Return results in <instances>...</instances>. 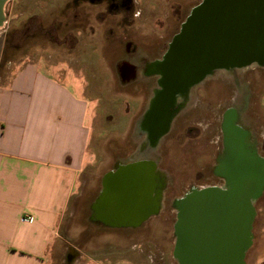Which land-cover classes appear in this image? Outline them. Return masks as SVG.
<instances>
[{"label":"rangeland","instance_id":"obj_1","mask_svg":"<svg viewBox=\"0 0 264 264\" xmlns=\"http://www.w3.org/2000/svg\"><path fill=\"white\" fill-rule=\"evenodd\" d=\"M200 1L131 0L129 8L118 12L112 11L106 1L11 0L7 5L6 20L0 28V83L21 63L33 60L47 73L62 79L87 103L89 161L81 171L78 182L81 193L71 203L67 229L63 232L74 246L70 251L77 258H81L82 252L112 260L111 264H177L172 255L173 201L191 182L202 185L209 182L206 177L211 171L207 166L213 157L204 136L189 153L172 138L157 146L158 162L165 169L164 184L159 189L163 213L146 221L143 228L116 229L104 225L91 217L90 202L98 193L104 174L105 180L113 181L114 193L121 188L122 166L114 172L107 171L131 155L136 158V151H140L144 135L139 133L137 121L151 96L150 91L156 87V77L146 75L144 65L161 55L179 30L180 22ZM123 61L136 65L135 76L130 80L123 78L119 71ZM239 74L215 73L196 89L197 102L202 101L203 107L208 102L213 107L212 139L218 144L229 88L236 92L235 85L240 84L245 95L248 88L243 79L251 80L249 88L255 91L264 85L260 72L248 71L244 78ZM240 101L243 102L240 99L236 105L239 114ZM259 111L260 118L264 119V109ZM197 116L206 120L207 115L198 110ZM262 144L264 141H257L258 146ZM233 148L231 143L230 153ZM257 152L264 157V151ZM199 172L202 178L196 180ZM153 174L152 167L151 181ZM254 209L252 244L245 253V264H260L264 259L261 253L264 251V192ZM94 217L98 218L97 214Z\"/></svg>","mask_w":264,"mask_h":264},{"label":"crops","instance_id":"obj_2","mask_svg":"<svg viewBox=\"0 0 264 264\" xmlns=\"http://www.w3.org/2000/svg\"><path fill=\"white\" fill-rule=\"evenodd\" d=\"M10 1L0 0V28ZM86 113V101L37 61L0 83V264L113 262L82 252L77 258L63 233L89 161Z\"/></svg>","mask_w":264,"mask_h":264},{"label":"water","instance_id":"obj_3","mask_svg":"<svg viewBox=\"0 0 264 264\" xmlns=\"http://www.w3.org/2000/svg\"><path fill=\"white\" fill-rule=\"evenodd\" d=\"M251 63H264V0H201L173 37L161 66L169 87L176 88L212 69ZM226 161L230 188L192 190L179 204L172 254L179 264H244L255 217L251 188L259 193L264 187V158L233 151ZM123 166L119 191L105 180L93 205L99 218H137L147 204L153 164Z\"/></svg>","mask_w":264,"mask_h":264},{"label":"flooded vegetation","instance_id":"obj_4","mask_svg":"<svg viewBox=\"0 0 264 264\" xmlns=\"http://www.w3.org/2000/svg\"><path fill=\"white\" fill-rule=\"evenodd\" d=\"M90 1L95 3L106 1L108 2L111 10L114 12L129 8L131 4V0ZM196 5L191 7L188 14ZM183 21L180 22L179 30ZM179 30L172 35L166 49H164L161 55L144 65V73L148 76L156 77V87L150 91L151 96L145 104L144 110L140 114V118L137 121L138 131L144 135L143 141L139 147L140 151H136V158H132L131 155L124 162H116L114 166L109 171H107L111 173L114 172L118 167L126 164L137 161H149L153 164L154 169V174L152 175L153 194H150L147 204L140 210L139 216L137 218H135L136 216L132 218L128 216L126 219H120L119 217H105L102 219L99 218V216L97 218V221L101 222L102 224L109 225L116 229L138 230L143 228L146 221L149 219L156 216L160 217L163 211L162 206L160 207L159 203L160 201L162 203L163 197H160L159 189L164 184V176L162 173L165 172V169L158 162L159 157L157 156L156 151L157 146L159 145L160 147L165 142V140L172 138L176 144L183 147L185 153H189L192 151L191 147L194 144H197L198 140L204 139V136L206 146L209 148V152L213 157L211 163H209V166H207L208 170L211 171V174L206 177L209 182H206L205 185L203 183L202 185L196 184V182L193 181L184 187V189L187 187L188 189L183 192L182 195L174 199L172 224L173 248L177 239L175 224L178 220L179 204L181 203V200L185 194L191 192L192 190H199L208 187H216L221 189L230 188L231 184L229 180V170L231 166H229L226 161V158L230 153V144L232 143L234 145L235 148H233V151L237 155L245 151L255 153L260 157L257 150L264 151V144L259 146L257 145V141H264V119L260 118V115L258 114L259 110L264 109V85H262L258 91H255V89L249 88V86L252 84V81L243 79V81L246 83V87L248 88L245 95H242L244 88L240 84L235 85L236 92L230 90L229 88L227 95H225L228 106L223 110L220 122V144L212 139L214 130L212 105L206 102L205 106L203 107V102L201 101V103H198L195 97L196 89L202 87L206 81L213 77L215 73L222 71L231 74L240 73L241 75H239L241 78H244V75L248 71H257L258 73L260 72L259 75H261L259 78L262 77V80L264 81V63H251L239 67L212 69L209 72L203 74L195 82H191L184 86H178L176 88H171L167 83L161 64L164 61V57L168 51L170 42L179 32ZM119 71L126 79L129 78L130 80L135 76L136 65L133 62L123 61L119 66ZM240 99H242L243 102L240 101L242 104L239 108L242 109L240 110L239 114L236 111V105ZM198 110L201 114L202 111L206 112V120L197 116ZM232 114H234V116H232ZM214 143H216L215 146ZM201 178L200 172L198 175L196 174V180H200ZM103 182L105 185V179H103ZM156 189H158V191H156ZM100 192L101 191H99L94 196V202L97 201ZM263 192L264 187L262 188L259 197L255 200L253 206H255ZM251 244L252 237L249 247ZM176 263L179 264L177 260Z\"/></svg>","mask_w":264,"mask_h":264},{"label":"bare ground","instance_id":"obj_5","mask_svg":"<svg viewBox=\"0 0 264 264\" xmlns=\"http://www.w3.org/2000/svg\"><path fill=\"white\" fill-rule=\"evenodd\" d=\"M248 154H250L251 156L255 157V158H259L261 159L259 156H257L255 153L252 152H248ZM262 189H260L259 193L257 191H253V189L251 188V201L254 204L255 200L259 197L260 193H261ZM111 224V223H110ZM112 225V224H111Z\"/></svg>","mask_w":264,"mask_h":264}]
</instances>
